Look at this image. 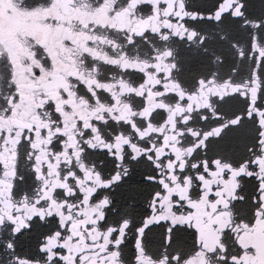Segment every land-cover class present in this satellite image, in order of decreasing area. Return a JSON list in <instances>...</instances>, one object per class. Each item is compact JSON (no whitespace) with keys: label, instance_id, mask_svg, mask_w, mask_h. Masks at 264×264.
Here are the masks:
<instances>
[{"label":"snow or ice","instance_id":"obj_1","mask_svg":"<svg viewBox=\"0 0 264 264\" xmlns=\"http://www.w3.org/2000/svg\"><path fill=\"white\" fill-rule=\"evenodd\" d=\"M0 264H264V0H0Z\"/></svg>","mask_w":264,"mask_h":264}]
</instances>
